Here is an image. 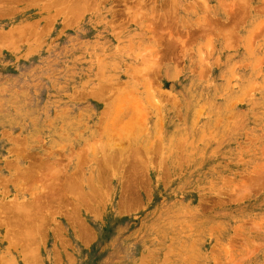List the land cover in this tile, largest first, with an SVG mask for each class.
Returning <instances> with one entry per match:
<instances>
[{"label": "rangeland", "instance_id": "obj_1", "mask_svg": "<svg viewBox=\"0 0 264 264\" xmlns=\"http://www.w3.org/2000/svg\"><path fill=\"white\" fill-rule=\"evenodd\" d=\"M27 263L264 264V0H0V264Z\"/></svg>", "mask_w": 264, "mask_h": 264}, {"label": "bare ground", "instance_id": "obj_2", "mask_svg": "<svg viewBox=\"0 0 264 264\" xmlns=\"http://www.w3.org/2000/svg\"><path fill=\"white\" fill-rule=\"evenodd\" d=\"M67 184H68V182H67ZM77 185V184H76ZM23 211V210H22ZM29 212V211H28ZM1 213H3V212H1ZM7 213V212H6ZM22 215V214H21ZM29 215V214H28ZM42 215V214H41ZM25 217V216H24ZM43 220V219H42ZM44 222V221H43ZM43 222H41V223H43ZM36 224V223H35ZM45 224V223H44ZM43 224V225H44ZM42 227V226H41ZM40 230V229H39ZM29 231V230H28ZM35 241V240H34ZM32 242V241H31ZM19 245V244H18ZM11 246V245H10ZM28 250V249H27ZM24 257V256H23ZM28 264V263H27Z\"/></svg>", "mask_w": 264, "mask_h": 264}]
</instances>
